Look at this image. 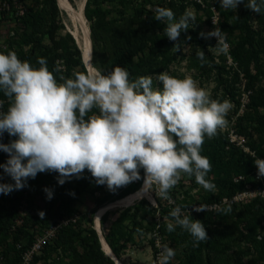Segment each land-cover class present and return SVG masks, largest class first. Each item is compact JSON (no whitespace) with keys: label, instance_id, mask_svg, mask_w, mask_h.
<instances>
[{"label":"trees","instance_id":"16d2710c","mask_svg":"<svg viewBox=\"0 0 264 264\" xmlns=\"http://www.w3.org/2000/svg\"><path fill=\"white\" fill-rule=\"evenodd\" d=\"M32 1L33 5L27 10L25 16L19 18L20 24L24 27V33L19 39L15 37L9 39L8 46L0 53L7 54L10 51H15L19 59L30 62L34 68L40 67L37 63L38 58H45L47 67L54 72L58 82H62L59 79L61 75L65 78H73L71 74L74 72L88 71L82 58L83 52L73 36L68 32L65 36L60 35V30L65 29V25L57 0ZM110 1L114 0H87L84 9L86 18L91 22L92 33L96 36L97 50L105 75L116 66H120L129 72L130 81H134L140 76H152L154 87H157L159 82L156 80V76L163 71L179 78L176 76V72L172 71V67L185 57L183 49L189 46L191 49L189 67L199 71L200 78L215 76L217 88L215 94L210 97L219 101L229 100L234 105L231 115L228 116L230 121L233 122V116L239 113L241 106L239 87L244 84L245 90L250 93V101L245 114L232 125L239 135L247 139V146L251 153L231 143L228 133H221L220 130L214 138L205 137L201 155L210 160L212 169L206 179L216 185V192L204 190L196 183L194 176L189 177L192 185L186 187L188 190L185 192V199L182 201L176 197L177 192L174 190L185 188L178 184L174 190L169 192V196L173 197L175 202L168 206H162L161 218L168 217L169 220H172L169 213L176 206L185 210L197 203L208 205L221 202L225 198L231 199L235 195L249 190L260 193L264 187V179H257V168L253 159H264V12L254 13L247 9L244 3L239 5L237 12L218 7L221 12V20L217 27L222 30L230 45L229 52L221 55V64H219L209 51L211 41L200 35L201 32L207 33L201 28V17H196L195 22L190 23L188 31L181 33L179 51L173 49L176 42L165 36L166 25L154 19L153 10L156 7H166L174 12L178 20L187 9L184 0H160L157 6L153 4L152 0H130L133 14L126 20L123 19L124 21L108 17L110 10L107 11L104 8V3ZM0 2L8 4L12 11L15 9V0H0ZM196 5L197 8H201L199 4ZM237 15L239 18L234 19ZM16 19L18 20V18ZM255 20L259 22L258 27L253 25ZM209 25L212 30L215 29L212 23L209 22ZM18 26H20L19 23ZM189 36L191 40H187ZM46 40L48 44L45 42ZM214 43L217 45V41L214 40ZM198 50L205 52L203 63L196 56ZM227 54L236 63V69L228 67ZM58 60L64 62L65 71L61 69L59 72L55 71L59 66ZM217 92H221L219 99L216 97ZM0 100L3 101V110L6 112L10 104L2 92H0ZM6 135L7 138L4 141L0 140V143H4L9 138L16 139V137L9 136L8 133ZM8 158L6 153L0 151V164L6 163ZM143 172L141 169V174ZM58 175V173L44 172L38 173L36 178L32 179L33 189L41 192L43 200L47 204L43 219L39 216L35 217V220H42L46 229L58 223L59 220L55 221L58 215L61 217L65 212L66 215H69L68 217H71L78 212L73 205L78 201V196L89 189L92 182L95 184V189L103 187L96 184L88 170L84 171L83 178L73 177L63 185L58 183ZM0 176L3 177L0 179V183H14L10 177L6 178L2 168H0ZM185 176L188 177L186 174ZM142 183L141 180L137 184L132 182L110 192L107 196L99 199V209L96 212L106 207V204L121 200L138 191ZM45 188L53 191L51 200L46 198ZM196 188L201 189L199 200H194L190 196V192ZM22 191L17 190L10 193L11 201L8 208L0 205V232L4 233V237L1 239L4 241L10 235L13 236L12 244H9L4 252L6 264H22L24 253L36 240L28 231L26 220L20 227L17 223L21 218L18 204L23 197ZM61 201L63 204L57 207ZM144 203H147V200ZM227 206L229 204H224L222 207ZM231 208L232 211L226 215L223 212L205 211L191 214L192 219L196 217L197 220L204 223L209 235V239L201 241L198 246H194L191 235L179 227L169 233L166 228L167 222L160 225V236L164 241L168 240L177 246H183L186 261L181 264H246L244 259L247 258L249 264H264V234L261 239L259 238V230L262 231L261 227L264 224V196L259 194L248 202L231 205ZM138 211L139 208L129 216L132 218L134 226L139 224L137 222ZM154 211L156 212L155 209ZM95 214L92 212L87 219L90 227L82 226L84 218L86 219L85 216H82L76 223L59 229L57 239L51 243L53 245L47 244L43 250V256L35 257L32 264H37L42 259H51L49 260L50 264H116L102 250L98 233L94 229ZM124 218L126 217L121 214L110 232L105 234L117 257L120 256L117 245L118 239L122 240L120 234L123 232ZM107 219L108 212L103 216L102 224H105ZM16 228L18 231H15ZM24 238L28 242L22 245ZM125 242L127 241L125 240ZM59 250L67 253L69 260L53 258L54 253Z\"/></svg>","mask_w":264,"mask_h":264},{"label":"clouds","instance_id":"9594fccd","mask_svg":"<svg viewBox=\"0 0 264 264\" xmlns=\"http://www.w3.org/2000/svg\"><path fill=\"white\" fill-rule=\"evenodd\" d=\"M241 3L254 13L264 12V0H220V7L234 11ZM153 11L154 19L166 25L165 36L176 42L173 49L179 51L181 33L196 20L194 11L186 9L178 20L170 8ZM200 35L217 38V45L209 50L227 52L220 28ZM196 56L204 62V51L198 50ZM37 63L40 67L34 68L15 51L0 53V92L10 104L6 112L0 111V137L5 132L16 137L8 144L0 143V151L9 157L0 168L14 181L0 183V194L24 189L38 173H58L57 181L63 185L73 177L83 178L85 170L97 185L115 191L140 180L141 169L145 190H154L163 200H171L170 190L185 174L194 176L204 190L216 192V185L206 179L212 166L201 149L205 137L214 138L227 125L232 108L229 100L212 99L193 78L180 79L166 71L157 74V87L152 76L130 81L129 72L120 66L107 75L95 68L74 72L73 78L61 75L62 82H58L45 58H38ZM55 71H60L59 66ZM253 161L257 179H264V159ZM44 191L51 200L53 191ZM194 210L226 215L232 208L199 205ZM38 214L43 219L45 213ZM169 216L172 220L165 217L169 233L183 229L194 246L209 239L204 223L184 215L180 206ZM157 247L161 248L158 264H170L174 249L167 244L161 247L159 242Z\"/></svg>","mask_w":264,"mask_h":264},{"label":"rangeland","instance_id":"374dc122","mask_svg":"<svg viewBox=\"0 0 264 264\" xmlns=\"http://www.w3.org/2000/svg\"><path fill=\"white\" fill-rule=\"evenodd\" d=\"M67 1V2H66ZM95 1V0H92ZM158 1L160 0H152L153 4H156L155 6L158 5ZM16 4H15V9L12 11L10 6L8 4H4L0 2V51L4 50L7 46H8V40L12 39L13 37H15L16 39H19L22 34L24 33V27H22V25L20 24L19 18L20 16H25L27 10L29 8H31V6L33 5V1L32 0H15ZM82 2V0H57L58 6L61 10V18L63 20V23L65 25V29L60 30V35L61 36H65L68 33H70L73 38L75 39L77 45L81 48L82 52L83 49L78 41V39L76 38V36L73 34V30H74V26L70 20V13H71V9L73 8H77L79 7L80 3ZM185 4L187 5V9H191L194 11L196 17H201L202 18V22H201V28L203 31L205 32H211L213 31L210 28L209 22L210 24H213L212 19H215L216 22L219 24L220 20H221V12L218 9V7H220V0H184ZM199 4L201 8H197V5ZM86 6V5H85ZM104 8L109 12V18L110 19H116L117 21H124L123 19H127L129 17L132 16L133 14V7L132 4L130 3V0H114V1H110L107 3H104ZM222 8V7H221ZM239 8V6H238ZM238 8L235 10V12L238 11ZM154 9V7H153ZM224 9V8H222ZM16 10V11H15ZM226 10V9H224ZM85 15V13H84ZM18 18V20L16 19ZM86 18V16H85ZM209 20V21H208ZM87 21V25L90 29V33H91V41H90V45H91V60H92V64L93 67L99 71H101L104 74V70L102 67V61L100 59L98 50H97V41H96V36L92 33L91 30V22L88 21V19L86 18ZM18 23L20 26H18ZM122 24V23H120ZM217 25H214L216 28ZM253 25L255 27L259 26V22L258 21H253ZM81 37V38H80ZM79 39L82 40V35H80ZM208 41H211L210 47L214 48L216 46V44L214 43V40L217 41V38L215 37H211L207 39ZM48 44V41H45ZM218 42V41H217ZM230 49V47L228 48ZM212 54V56H214L215 61L219 64H221V55L224 53H219L217 54L215 49H211L209 50ZM227 52H229V50H227ZM226 52V53H227ZM183 55L185 56L183 59H181V61L174 65L172 67V71L176 72V76H178L180 79H183L185 77H191L193 78L196 82L198 87L204 88L210 95H214L215 94V90L217 88V83L215 81V76H211L210 78H200V72L197 71L196 69H191L190 63H189V57L191 56V49L189 48V46L184 47L183 49ZM227 54V64L228 67L236 69V66L233 60H230V58H228ZM59 62V68L63 71H65V66H64V62L61 60H58ZM71 77H73V73L71 74ZM243 77V74H242ZM246 83V82H244ZM240 90V102H241V106L239 109V113L235 116H233L234 119V123H237L238 118L242 117L246 110H247V106L249 104L250 101V93L248 91L245 90L244 88V84L239 87ZM221 93V92H220ZM220 93H216V97L219 99L220 98ZM1 101V100H0ZM233 106L231 110L229 111L226 119L228 121L227 125L223 128L220 129L221 133H228L229 130H231L233 128L232 126V121H230L228 118V116L231 115L232 110H233ZM0 110L4 112L3 110V104L2 106H0ZM7 138L6 133L3 134L2 137H0V140H5ZM12 138L7 139V141L4 142V144H8L12 141ZM5 153V152H4ZM7 154V153H6ZM8 156V154H7ZM7 176V175H6ZM9 176H7L6 178H8ZM144 172L141 174V181L144 182ZM90 180V176L88 177ZM180 183H178L179 185H183L185 188H177L176 190L171 189L170 191L174 190L176 193V197H178L180 200H184L186 197L185 192L188 190L186 187L190 186L191 187V179L189 177H186L185 175L182 176L181 180L179 181ZM28 186L25 187L24 189H22L23 191V197L21 198L19 204H18V212L21 216V218H19V220L17 221L18 226H22L26 220V222H28V225L26 227H28V231L30 232V234L33 235V239L35 240L38 236H42L45 231H46V227L44 226V224L42 223V220L40 221H36L35 217H39V212L43 211L45 207H47L46 202L43 200V196L41 194V192L33 189L32 186V179L30 178L27 182ZM143 184V183H142ZM178 184L176 185V187L178 186ZM95 184L92 182V185H89V189H87L84 193L80 194L78 196V201H76L74 203V207H76L77 209V214L80 215V218L82 216H85L86 219L84 218V221L82 223L83 227H90V223L87 221V219L89 218V216L91 215V213H98L96 212L99 208H98V202L99 199L103 198L104 196H107L108 194H110V192H112L111 190H109L107 188L106 185H103L102 189H95ZM201 189L200 188H196L194 189L192 192H190V196H192L194 198V200L201 198L200 197V192ZM134 193V192H133ZM131 193V194H133ZM151 195V199L149 198H141V199H137L136 201H133L131 203L125 204L123 206H119L117 208H113L111 210H109V215H108V219L105 222V225H101L102 228V232L104 233L103 235H105L108 231L109 228H111V225L117 221V219L121 216V214L123 216H125L126 218H124V228H123V232L120 234V236L122 235V240L118 239V249L120 252V256L117 257L116 254L115 256L117 257L118 261L120 262V264H158V258H159V253L161 251L160 247H157V242H159V244L161 245V247L165 244H167L169 247L173 248L175 251V257L170 261V264H181V262H185L186 261V256H185V251L183 252V246H177L176 244L170 242V241H164L163 237L160 236L159 233V228L160 225H162L164 222H167L164 218H161V212L160 210H162V206H168L170 204H173L175 202V199L173 197H170L171 200H163L160 199L159 197L156 196L155 191L153 190L152 192H149ZM129 194V195H131ZM127 195V196H129ZM126 196V197H127ZM125 198V197H124ZM147 200V203H144V201ZM188 201H190L191 199H187ZM10 201H11V196L10 194L8 195H3L0 194V205L1 207H5L8 208V206L10 205ZM195 202V201H194ZM61 204H63V201L59 202L57 204V207H60ZM109 204V203H108ZM106 204V205H108ZM105 205V206H106ZM139 208L138 211V218H137V223L138 225H135L137 227L134 226L133 220L131 217H129L130 215H132L134 212H136V209ZM57 209V208H56ZM154 209L156 210V212L154 211ZM63 216L61 217H56L55 221H58V223H60L62 220L64 219H68L69 215H66L65 212L62 213ZM61 214V215H62ZM95 214V217H96ZM195 217V216H194ZM41 218V217H40ZM70 218V217H69ZM42 219V218H41ZM194 220H197L196 217L193 218ZM96 221V220H95ZM136 224V223H135ZM96 225V223H95ZM112 225V226H113ZM263 228L262 231L261 229L260 231V236L259 238H262V234H264V224L261 227ZM18 228L15 229V231ZM263 232V233H261ZM133 234L132 236L130 234ZM4 237V233L0 232V264H6V254L4 253L7 250V247L9 246V244H12V240H13V236L10 235V237H8L6 240L3 241ZM105 238V237H104ZM55 239H57V236H55L50 243L48 242L47 244L53 245L51 244ZM106 240V238H105ZM125 240L127 242H125ZM28 242V240L26 238L23 239V244L25 245ZM107 244L109 245L108 241L106 240ZM125 242V244H124ZM192 244V243H190ZM220 244V243H217ZM32 244H30L31 246ZM46 247V245H45ZM44 247V248H45ZM110 247V245H109ZM111 248V247H110ZM44 250V249H43ZM43 250L40 253L35 254L34 258L37 256H43ZM185 250V249H184ZM82 253L81 249H80V254ZM85 256L87 254H84ZM69 255H67V253L65 254L63 252V250H59L57 252L54 253L53 258H64V261L69 260ZM252 257V256H250ZM61 259V260H62ZM51 260V259H49ZM49 260H45L42 259L40 260L37 264H50L51 261ZM244 262L246 264H249V259H244Z\"/></svg>","mask_w":264,"mask_h":264},{"label":"built area","instance_id":"2783aa9c","mask_svg":"<svg viewBox=\"0 0 264 264\" xmlns=\"http://www.w3.org/2000/svg\"><path fill=\"white\" fill-rule=\"evenodd\" d=\"M217 24L218 23L216 22V24H214V25H217ZM226 43H227V41H226ZM229 47H230V45L228 44V48ZM228 58H230V60H233L230 55H228ZM234 64L236 65V63H234ZM232 123H234V119H233ZM228 137H229V140L231 143L236 144V145L242 147L244 151L251 153L250 148L247 146V139L244 136L239 135L236 132L234 127L231 130H229ZM139 181L140 180L135 181L133 183L137 184V183H139ZM259 194H262L264 196V187L260 193L249 190V191H245L243 193H239L231 199L225 198L221 202H215L213 204H208V205H220L222 207L224 204H229V205L241 204V203H245V202L250 201L252 198H255ZM199 205H203V204L202 203L194 204L191 207H189L185 210H182V213L184 215L192 214V213H202V212H196L194 210V208L198 207ZM205 212L216 213L218 211L212 210V211H205ZM79 219H80V215L76 213L73 216H71L70 218L68 217V219H64L60 223H56V224L50 226L49 228H47L45 233L42 236H38L36 238V240L34 241V243L31 245V247L24 253L22 264H32V261L34 259L35 254L40 253L44 249L45 245H47V243L50 240H52L55 236H57L59 229H61L64 226H67L71 223H76Z\"/></svg>","mask_w":264,"mask_h":264},{"label":"bare ground","instance_id":"6f19581e","mask_svg":"<svg viewBox=\"0 0 264 264\" xmlns=\"http://www.w3.org/2000/svg\"><path fill=\"white\" fill-rule=\"evenodd\" d=\"M86 2H87V0H82L79 7H77V8L75 7L74 9L73 8L71 9L70 20L74 26L73 34L76 36V38L78 39V41H79V43L83 49V57L82 58L84 60V63L89 68V71H91L94 67H93L92 60H91V45H90L91 33H90V29L87 25V21H86L85 15H84V8L86 5ZM80 35H82V40H83L82 42L79 39ZM141 198L151 199L150 193L147 190H145V188H144V182L138 191L134 192L133 194H131V195H129V196H127L121 200H118V201H115V202L108 204L106 207H104L102 210H100L96 214V217H95L96 225L95 226L100 232L101 241H102L101 246H103V249L108 256H112L113 258H115L117 260L118 264H120V262L118 261L117 257L112 252L111 248L109 247V245L107 244V242L104 238L102 228H101V222H100L101 218L109 210H111L113 208H117L119 206H123L125 204L131 203V202L136 201L137 199H141Z\"/></svg>","mask_w":264,"mask_h":264},{"label":"water","instance_id":"95a60500","mask_svg":"<svg viewBox=\"0 0 264 264\" xmlns=\"http://www.w3.org/2000/svg\"><path fill=\"white\" fill-rule=\"evenodd\" d=\"M85 9V8H84ZM80 48V47H79ZM81 49V48H80ZM86 66V65H85ZM86 68H87V70L89 71V68L86 66ZM95 229H96V231H97V233H98V236H99V238H100V242H101V245H102V241H101V236H100V232H99V230L96 228V226H95ZM102 250L104 251V249H103V246H102ZM105 252V251H104ZM105 254H106V252H105ZM106 256L107 257H109V258H111L116 264H118L117 263V260L115 259V258H113L112 256H108L107 254H106Z\"/></svg>","mask_w":264,"mask_h":264},{"label":"crops","instance_id":"0c3cea01","mask_svg":"<svg viewBox=\"0 0 264 264\" xmlns=\"http://www.w3.org/2000/svg\"><path fill=\"white\" fill-rule=\"evenodd\" d=\"M106 213H107V212H106ZM106 213H105V214H106ZM105 214H104V215H105ZM104 215H103V216H104ZM108 215H109V212H108ZM103 216H102V218H103ZM102 218H101V221H100V222H101V225H103V224H102ZM106 221H107V220H106ZM95 223H96V221H95V216H94V229H95ZM104 225H105V224H104ZM112 225H113V224H112ZM112 225H111V228H112ZM111 228H109V231H108L107 233L110 232V229H111ZM95 230H96V229H95ZM96 232H97V231H96ZM103 234H104V233H103ZM104 237H105V235H104ZM105 238H106V237H105ZM99 239H100V238H99ZM106 240H107V239H106Z\"/></svg>","mask_w":264,"mask_h":264}]
</instances>
